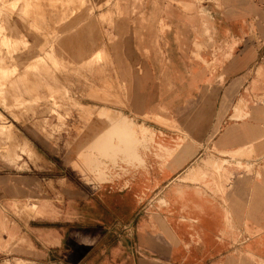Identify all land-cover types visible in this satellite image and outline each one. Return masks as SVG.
I'll use <instances>...</instances> for the list:
<instances>
[{
  "label": "crops",
  "instance_id": "1",
  "mask_svg": "<svg viewBox=\"0 0 264 264\" xmlns=\"http://www.w3.org/2000/svg\"><path fill=\"white\" fill-rule=\"evenodd\" d=\"M91 1L77 39L84 53L105 47L112 68L97 71L96 87L105 80L123 106L105 108L153 138L138 153L137 144L98 145L112 154L95 153L101 178L72 169V181L60 162L65 135L8 119L45 167L19 173L0 157V261L226 264L231 237L264 239V0ZM209 163L224 176L218 193ZM196 167L201 185L177 181ZM120 222L136 224L111 227Z\"/></svg>",
  "mask_w": 264,
  "mask_h": 264
},
{
  "label": "rangeland",
  "instance_id": "2",
  "mask_svg": "<svg viewBox=\"0 0 264 264\" xmlns=\"http://www.w3.org/2000/svg\"><path fill=\"white\" fill-rule=\"evenodd\" d=\"M12 1L21 4V9L16 11L11 4ZM106 2L107 0H100L97 7ZM91 11V0H0V157L12 164L19 173L29 170L31 166L41 169L45 167L39 163L43 155L32 148L26 136L7 121L8 119L20 122L34 120L35 125L30 127L34 129V133L65 135L66 158H62L60 162L64 165L67 159V177L72 181H76V174L72 169L83 171L85 158L81 149L85 146H82V143L91 145L93 141L100 145L109 142L110 145L117 143L118 146L138 144L137 137L126 131L124 121L118 118L115 110L108 108L105 114L100 113L101 111L96 112L100 107H108L109 104L118 108L123 106L117 95L108 92L112 87L108 85L109 83L104 81L102 85L100 83V87H96L97 71L105 73L112 68L105 47L104 50L100 47L92 53H84L77 39L78 31L91 16ZM76 53L80 56L78 57ZM99 122L105 125L98 128L96 123ZM122 126L123 128L119 129ZM22 128L26 134L27 126ZM93 129L96 130L92 132ZM120 131L122 133L125 131L123 136ZM18 143H26L27 149L23 146L21 148L25 150L22 151ZM243 147L244 150H251L254 146L245 144ZM96 151L92 149V153L95 154ZM240 158L250 160L251 157L243 154ZM50 159L55 158L50 156ZM206 166L210 171L209 177L217 185L218 193L224 176L220 175L213 164L209 163ZM84 178L88 180L86 174ZM203 180L198 173V167L190 178L184 174L177 179L180 182H197L200 185ZM174 181L175 179L172 182ZM38 185L44 190L45 186L51 187V181H43ZM224 198L230 215L240 220L226 192ZM241 223L249 234L252 233L249 220ZM128 224H130L128 228L133 230L136 222L112 223L111 227L117 228ZM230 226L226 227V234L233 235ZM254 241L258 247L256 251ZM231 242L226 251V264H254V261L256 264H264L263 238L248 235L241 239L234 236L231 237ZM213 262L214 260L209 263L205 260L203 264ZM0 264L10 263L0 261ZM13 264L21 263L17 261Z\"/></svg>",
  "mask_w": 264,
  "mask_h": 264
},
{
  "label": "bare ground",
  "instance_id": "3",
  "mask_svg": "<svg viewBox=\"0 0 264 264\" xmlns=\"http://www.w3.org/2000/svg\"><path fill=\"white\" fill-rule=\"evenodd\" d=\"M13 3H11L13 6H14V8L15 9H17L16 11H18V10H20L21 9V4H19L18 2H14V1H12ZM11 5V6H12ZM13 8V7H12ZM83 8V7H82ZM14 10V9H13ZM83 12V11H82ZM11 13V12H10ZM69 13V12H68ZM6 17V16H5ZM4 22V21H3ZM51 25V24H50ZM18 29V28H17ZM14 32V31H13ZM19 32V31H18ZM42 39V38H41ZM80 42V41H79ZM72 43V42H71ZM78 45H79V43H78ZM78 47V46H77ZM78 49V48H77ZM10 51V50H9ZM82 52V51H81ZM80 53V52H79ZM98 53V52H97ZM78 53H76V55H77ZM81 54V53H80ZM51 55V54H50ZM78 56V55H77ZM80 56V55H79ZM78 56V57H79ZM68 60V59H67ZM72 60V59H71ZM84 61V60H83ZM70 62V61H69ZM72 63H74L73 61H72ZM75 65H77L76 63H74ZM72 65V64H71ZM74 65H72V67H73ZM78 66H79V64H78ZM87 66V65H86ZM4 67H5V65H4ZM17 67V66H16ZM20 67V66H19ZM2 68V70L4 69L3 67H1ZM27 69V68H26ZM42 69V68H41ZM89 69V68H88ZM1 70V69H0ZM5 71V70H4ZM3 71V72H4ZM22 71V70H21ZM3 72H1L2 74H3ZM49 72V71H48ZM103 74V73H102ZM22 75V74H21ZM47 75V74H46ZM47 77V76H46ZM20 78V77H19ZM28 78V77H27ZM33 78V77H32ZM21 79H23L22 77H21ZM59 79V78H58ZM5 80V79H4ZM20 80V79H19ZM52 80V79H51ZM23 81V80H22ZM28 81V80H27ZM105 81V80H104ZM1 82V81H0ZM31 82V81H30ZM62 82V81H61ZM26 83V82H25ZM37 83V82H36ZM40 83V82H39ZM105 83V82H104ZM11 84V83H10ZM9 84V85H10ZM16 84V83H15ZM20 85H23V84H20ZM43 85V84H42ZM25 86V85H24ZM36 90V89H35ZM93 93V92H92ZM3 95V94H2ZM93 95V94H92ZM9 98V97H8ZM7 99V98H6ZM4 100V99H3ZM105 100H106V98H105ZM104 100V101H105ZM4 102V101H3ZM2 102V103H3ZM6 102V101H5ZM16 102V101H15ZM18 102V101H17ZM107 103V102H106ZM99 105V104H98ZM101 106H102V104H101ZM101 111V112H100ZM96 112H100V113H103V114H105L106 112H107V109L105 108V107H100L99 109H98V111H96ZM136 113V112H135ZM109 115V114H108ZM107 115V116H108ZM118 118H121L123 121H124V123H125V129H126V131H128V132H130V134H132L133 136H136L137 137V141H138V144H137V146H136V148H135V151H136V153H138L139 152V150H141V147H147V145H149V142H150V140L153 138V132L150 130V129H148V128H146V126L144 127V126H137L135 123H133V121H132V119H130L129 117H127L126 115H124L123 113H121V112H118ZM148 116V115H147ZM153 117H155V116H153ZM148 118V117H147ZM118 121V120H117ZM123 126H124V124H122ZM123 126L121 127V128H119V129H122L123 128ZM115 129V128H114ZM4 130V129H3ZM96 130V129H95ZM124 130V129H123ZM119 131V130H118ZM117 131V132H118ZM1 132V131H0ZM8 132V131H7ZM115 133H117L116 131H114ZM121 132V131H120ZM125 132V131H124ZM123 132V133H124ZM9 133H12V132H10L9 131ZM115 133H114V135H115ZM122 133V132H121ZM123 133L121 134L122 136H123ZM2 134V133H1ZM13 134V133H12ZM10 135V134H9ZM120 135V137H122ZM125 135V134H124ZM129 135V134H128ZM126 136V135H125ZM8 137V136H7ZM10 137H11V135H10ZM116 137V136H115ZM9 138V137H8ZM11 139V138H10ZM115 139V138H114ZM112 140H113V138H112ZM111 140V141H112ZM119 140H121V139H119ZM110 141V140H109ZM117 141V140H116ZM22 142H24V141H22ZM26 142V141H25ZM120 143V142H119ZM118 143V144H119ZM97 145V143H94L93 141H92V144L90 145H85V143H82V146H85L83 149H81V152H82V154L84 155V161H85V163L83 164L84 166H83V172H84V174H86V176H89V177H91V174L90 173H92V174H94L93 172L97 169L98 171L100 170L101 172H98L97 170V172H98V174L97 175H99V177L101 178V176L100 175H102L104 172H103V170L100 168V167H103V168H105L104 166L106 165V163H104V161L103 160H100L101 158L99 157V159H98V157L97 156H101V157H104V160H107L109 157V155H112V154H110V153H108L107 154V150L109 149H107V147L105 148V144L104 143H102V144H104V145H102L103 147H101V149L99 148V150H102L101 152L100 151H98V147H100V146H98L97 145V148H96V145ZM101 144V143H100ZM113 144V143H112ZM114 144H116V145H114ZM113 145H114V147H116V146H118L117 145V143H114ZM16 146V145H15ZM18 146H19V149H21L22 151H24L25 149L24 148H21V147H23V146H25V148L27 149V144L26 143H18ZM9 147V146H8ZM90 147H92V148H90ZM119 147V146H118ZM105 148V149H104ZM113 148V147H112ZM92 149H94V150H97L98 151V154H97V156L94 154V153H92ZM117 150H119V149H117ZM33 151V150H32ZM96 151V152H97ZM114 151H116V150H114ZM35 153V152H34ZM106 157H108V158H106ZM113 157V156H112ZM190 157V156H189ZM111 163V162H110ZM114 163V162H113ZM108 169H109V167H108ZM94 170V171H93ZM93 171V172H92ZM103 172V173H102ZM94 177H95V175H93ZM93 177V178H94ZM103 177H104V175H103ZM102 177V179H105V177L103 178ZM96 178H97V176H96ZM95 178V179H96ZM166 196V195H165ZM163 200V199H162ZM162 200H159V201H161L162 202ZM165 200V199H164ZM227 214L228 213H226V217H227Z\"/></svg>",
  "mask_w": 264,
  "mask_h": 264
}]
</instances>
